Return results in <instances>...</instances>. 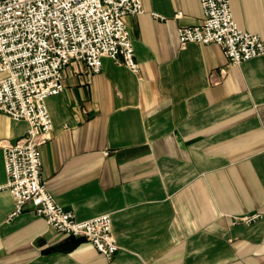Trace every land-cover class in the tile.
I'll return each instance as SVG.
<instances>
[{
    "label": "crops",
    "instance_id": "1",
    "mask_svg": "<svg viewBox=\"0 0 264 264\" xmlns=\"http://www.w3.org/2000/svg\"><path fill=\"white\" fill-rule=\"evenodd\" d=\"M141 3L125 17L138 71L69 62L39 148L56 201L78 220L110 214L117 253L58 233L31 204L13 214L1 142L28 124L0 112V264H264V54L230 66L214 42L181 47L201 1ZM230 6L264 40V0Z\"/></svg>",
    "mask_w": 264,
    "mask_h": 264
},
{
    "label": "built area",
    "instance_id": "2",
    "mask_svg": "<svg viewBox=\"0 0 264 264\" xmlns=\"http://www.w3.org/2000/svg\"><path fill=\"white\" fill-rule=\"evenodd\" d=\"M199 1L204 17L197 25L177 29L181 47L214 42L230 66L264 54V40L238 28L230 0ZM143 10L141 0H0V112L28 124L20 139L1 142L13 214L31 204L55 231L85 238L108 260L118 250L110 214L78 220L58 203L42 181L39 148L53 127L46 98L64 89L69 62L79 61L98 73L102 57H108L138 71L125 17Z\"/></svg>",
    "mask_w": 264,
    "mask_h": 264
}]
</instances>
